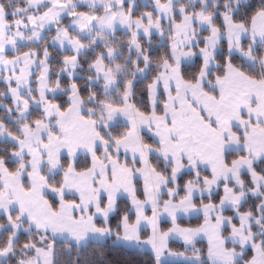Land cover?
Instances as JSON below:
<instances>
[{"label": "snow or ice", "instance_id": "1", "mask_svg": "<svg viewBox=\"0 0 264 264\" xmlns=\"http://www.w3.org/2000/svg\"><path fill=\"white\" fill-rule=\"evenodd\" d=\"M78 2L25 0L27 7H21L20 0H0V79L6 81L15 104V108L0 106L15 127L13 132L0 120V136L12 148L10 152L4 148L0 155V211L7 214V223L0 224V230L8 233L6 239L0 238V264L13 260L15 264H61L54 247L57 237L68 246L65 264H112L105 248L109 239L114 245H148L154 253L153 264H165L167 256L185 255L169 249L172 236L190 246L192 256L185 257L189 264H264V168L257 171L254 167L256 161L264 162V0H259L258 7L243 0H188L187 4L155 0V14L142 13L137 18H133L135 0H83L92 9L89 12H78ZM251 8L255 12L249 23ZM101 9L102 15L98 14ZM63 14L73 17L72 23L57 28L53 43L70 46L75 54L63 57L53 85L47 47L43 59H36V51L20 53L18 41H42L41 31L58 24ZM165 19L167 29L162 24ZM117 25L131 32L127 47L136 54L135 60L124 57L123 64L115 62L119 48L108 39L119 43L114 36ZM153 29L171 40L170 50L155 59L137 39L141 32L151 37ZM84 38L87 44L82 42ZM98 40L104 42L107 52H101L88 66L87 97L75 82L62 89L59 77L65 73L73 76L81 67L78 57L82 50L91 49ZM225 41L226 60L219 51ZM9 48L16 53L12 58ZM234 52L240 53V64L233 63ZM193 57L201 63L187 72L182 66ZM33 64L41 69L38 89L29 86ZM214 68L221 74L213 82ZM149 71L156 75L147 85L152 112L145 115L133 103L134 81L138 73ZM101 81L102 96L91 87ZM161 86L167 99L162 114L157 115ZM37 90L39 99L33 95ZM57 91L68 95L67 107L54 102L55 96L49 99L48 93ZM33 102L42 107L35 120L29 113ZM86 105L92 106L85 110ZM13 112L19 114L14 121ZM121 118L127 121V131L114 134V125L118 127ZM145 125L154 127L155 148L140 135ZM121 150L131 152V163L142 167L121 163ZM232 151L247 155L229 161ZM81 152L91 157V166L85 158L82 170L78 169ZM153 153L163 158L164 171L150 163ZM9 163L16 165L14 170ZM201 165L210 167V178L201 175ZM169 167L170 174H165ZM185 168L194 177L181 189L178 180ZM58 173H62L60 180L55 179ZM242 175L250 179L246 181ZM137 177L143 178L144 199L137 195ZM221 182L219 203L198 208L194 194L207 192L211 199ZM165 189L167 200L162 199ZM49 191L58 197V206L46 199ZM124 193L132 208L121 215L118 199ZM69 194L78 200L66 199ZM251 197L256 198L251 207L242 211ZM148 206L151 216L146 214ZM226 209H233V215H224ZM133 211L135 220L131 219ZM193 211L203 212L204 223L198 228H181L176 223L178 214ZM163 214L173 225L167 231L160 227ZM114 216H119L115 226ZM144 228L151 229L146 238H142ZM21 230L28 233L23 244ZM201 234L209 241L207 259L195 247ZM93 243L96 247L91 256L82 258ZM74 250L77 255L72 259ZM249 252L253 255L246 259Z\"/></svg>", "mask_w": 264, "mask_h": 264}, {"label": "trees", "instance_id": "2", "mask_svg": "<svg viewBox=\"0 0 264 264\" xmlns=\"http://www.w3.org/2000/svg\"><path fill=\"white\" fill-rule=\"evenodd\" d=\"M188 0H181L182 3H186ZM221 3H223V0H220ZM129 3V1H128ZM244 3H251L255 6L258 7L259 5V0H246ZM135 8H134V17H139L143 12L145 11H149V12H154V8L151 4V2H148V4H143L142 1L138 0L135 4ZM20 6L21 7H27V4L25 3V0H20ZM178 7V6H177ZM46 9H42L41 11H44ZM78 12H89L92 11V9H90L89 7L86 6H77L76 9ZM196 10H199V7L197 6ZM189 11H191V9H189ZM221 11H223V9H221ZM243 11V10H242ZM34 12V11H33ZM255 12V8H251L248 10L247 16L249 18V23H250V17L254 14ZM155 13V12H154ZM98 14H103L102 9L99 11ZM177 19H179L178 14H177ZM9 20H11V17L9 16ZM72 20L71 16H68L66 18H64L62 21H60L58 23V26H64V27H68L70 21ZM168 24V22L166 23ZM164 25V23H163ZM56 31L57 28L54 27L53 29L47 30L45 32V37L42 41L40 42H28L24 45H20L19 47V51L20 53L23 52H28L29 50L32 51H36L38 53V57L39 59H43V50L45 47H47L49 53H50V60H49V64H50V81L52 82V84L54 85L55 80L57 79V73L59 72V69L62 67L61 61L63 60V57L65 55H72V52L69 51H61L60 49H58L57 47H55L52 43V38L56 35ZM73 35H75V32H72ZM203 35H207V33H203ZM165 39L164 41L159 40L158 37H153L151 43V47L149 48V41L144 40V39H140L141 45L148 51V53L155 59L156 57L159 56H163L164 53L166 51L170 50V43L171 40L170 38L167 36V34L164 36ZM110 43H112L113 47H117L119 48V54L116 56V63H120L123 64L124 61V57H129L131 56L132 60L136 59V54L134 52L131 51V53L128 51V41L131 39V36L129 34H123V33H118L115 36V41H118L119 43H115L113 41L112 37L108 38ZM83 43L87 44L88 40L87 38H84ZM159 43H163L161 45H159ZM245 47H246V41H244ZM203 46V45H202ZM223 56L225 57V60L227 58V43L226 41L221 45V48L219 50ZM101 52L106 53L107 49L104 46V42L102 40H99L97 42V44L93 45L91 49H88V51L83 54L82 56H80V65L81 67L78 68V70L73 74V76L69 77L67 74H63L59 77L60 82H61V88L62 89H66L68 88L69 84L71 82H75L77 83L78 87L81 89V94L82 96H84L85 98L87 97L88 94V88L90 87V85L88 84V82L86 81V78L91 75V73L88 70V66L90 63H92L96 56H98ZM15 52H9L8 56L10 58H12L13 55H15ZM234 60L233 63L235 64H240L242 62V57L240 56V53L237 52L233 55ZM106 63L108 62L107 60H105ZM201 63V61L197 58L196 62L193 64H185L182 67H184L186 69L187 72H191L195 70V66H198ZM220 63H224V61H220ZM142 66V65H140ZM40 67L39 69L35 72L34 76H33V82L31 84L33 89H37L38 87V78H39V74H40ZM216 74H221V73H216L215 68L213 69V77ZM3 75H5L3 73ZM156 75L155 71H149L147 77L144 80H138L137 82H135L134 84V90H135V96H134V101L138 104L139 109L141 111H143L144 113L149 114L152 110H151V105H150V100H149V96H148V91H147V85L150 84L152 82V78H154V76ZM212 77V78H213ZM129 78H131L130 74H129ZM96 90H99L101 93V96L103 95V85L102 82L97 83L94 86ZM33 95L36 97V99L38 98V93L37 91H34ZM52 99V98H50ZM68 100V95H65L64 92L62 94H60L59 96L55 97L54 102L56 103H61L64 104L65 107H67V105L65 104V102ZM31 110H30V114H31V119L35 120L36 118H38L40 112L42 111L41 108H37L36 105H33V103H31ZM0 106H7V107H14V102L12 100V98L10 97V94L8 92V87H7V83L5 80L0 79ZM92 105H86L85 108L87 107H91ZM160 112H162V106H160L159 109ZM18 113L13 112L12 116H11V120L14 121L17 117H18ZM0 120H3L6 124L7 127H9L10 130H12L13 132H15V127H14V123H10L9 122V118H7L5 116V108L4 107H0ZM115 127V132H125L127 131V127L126 125L123 124H119L118 127ZM144 141L146 143H150L152 145H156V143L150 138L149 135L144 134ZM7 148L9 150V152L12 150L11 148V144L9 142H7L6 140L0 141V155H3V149ZM244 155L243 153H236V152H231L228 156L227 159L229 161L238 158L239 156ZM85 158H87V162H88V166L91 165V160L89 156H81L79 158V164H78V169L83 168L84 166V161ZM164 160L162 158H158V157H152L151 158V164L152 166L156 167L158 171H164ZM8 167L10 168V170H14L16 165L9 163ZM254 167H256L257 171L260 170V168H264V162L259 161L256 162L254 164ZM171 172V168L169 167L167 169V172L165 174H170ZM190 171H186L185 173H183L180 177V179L178 180V183L181 185V189L184 183H186L189 179H192L194 177V174H189ZM201 175L202 176H208L209 178L211 177L210 174L205 171V170H201ZM62 178V173H58L55 176L56 180H60ZM242 178L245 179L246 181L248 179H250V177H248L247 175H242ZM169 187H173V185H169ZM139 191L138 193L142 195V189L138 188ZM184 193L181 190L180 191V196H183ZM223 195V186H221L220 188H218L214 193L211 199H209L208 196H202L199 197L195 200V203L197 206H200L202 204H206V203H219V198L220 196ZM47 199L52 202L55 203L58 206V199L52 195H46ZM169 197L167 196V194L163 195V199L166 200ZM66 199L72 200V199H77L75 197L72 196H67ZM255 197H251L249 202L244 203V205L242 206L241 210L242 211H247L249 210V208L251 207V200H255ZM130 202L128 199L125 198H121L118 202L119 204V208H120V212L121 215L123 214L124 211H126L127 209L130 208ZM234 213L233 209H228L225 210L224 215L226 216H232ZM14 214V213H13ZM119 219V216H114L112 219V225L115 226V223L117 222V220ZM204 222V216H195V217H191V218H182L180 220H178L176 223L178 225L181 226H185V227H191V228H196L199 227L200 225H202V223ZM236 222V221H234ZM7 223V216H1L0 217V224H6ZM173 226L171 221L165 220L163 222H161V228L162 229H166ZM24 227H27V224L24 225ZM230 232V229H228V232H225V235H227ZM8 233L3 232V230H1L0 232V238L2 239H6L7 238ZM20 236V242L21 244H23L26 239L28 238V233H25L21 230V232L19 233ZM36 240H39V236H36ZM171 248L177 251H185L186 252V246L184 243L182 242H176V241H172L170 243ZM54 247L57 250V259L61 262V264H65V262L69 259L68 255L66 254V249H67V244L64 243V241H59L57 240L56 244L54 245ZM96 247V245L93 243L92 245H90L82 254V258L83 257H90L91 256V252H92V248ZM195 247L199 250H201L202 253V257L204 259H207V251H208V243L205 240H198L195 242ZM228 247H232V245L229 243ZM105 248L106 251L108 253V258L109 260L112 262V264H153V260H154V254L151 251H140V250H135V249H128L124 246L121 245H114L111 241V239L107 240L105 242ZM187 251L190 252V250L188 249ZM237 251H239V247L237 246ZM77 253L76 251H72L71 253V257L72 259H75ZM253 255V253L249 252L246 259H250L251 256ZM11 264H15V261L13 260L11 262ZM165 264H186V263H165ZM208 264L209 261H208Z\"/></svg>", "mask_w": 264, "mask_h": 264}, {"label": "crops", "instance_id": "3", "mask_svg": "<svg viewBox=\"0 0 264 264\" xmlns=\"http://www.w3.org/2000/svg\"><path fill=\"white\" fill-rule=\"evenodd\" d=\"M147 2H151V4H152V6H153V8H154V10H155V0H146ZM162 2H163V0H162ZM188 2V1H187ZM187 2L185 3V4H187ZM243 2H245V0H243ZM129 3H131V2H129ZM78 6L79 5H82V6H86V7H89V5H88V3H85V2H83V0H79V2H78V4H77ZM99 6V5H98ZM32 11H35V9H32ZM149 12V11H148ZM155 12V11H154ZM147 13V12H146ZM155 14V13H154ZM102 15V14H101ZM66 17H68V15L67 14H63L62 15V18H61V20L60 21H62L64 18H66ZM133 18H135L134 16H133ZM137 18V17H136ZM72 20H73V17H72ZM72 20L70 21V23H69V25L72 23ZM164 22H168L166 19L165 20H163L162 21V24L164 23ZM68 25V26H69ZM54 27H56V28H64V26H58V24H51V25H47L46 27H45V29L44 30H42L41 31V36H42V38L44 39V37H45V32L47 31V30H50V29H53ZM69 31L70 32H74L71 28L69 29ZM118 33H123V34H129L130 36H131V32L128 30V29H126V28H124V26H122V25H117V28H116V31H115V34H114V36H116V34H118ZM154 36H158V37H160V38H162L160 35H159V33L158 32H156V30L155 29H153V32H152V35H151V37H148V36H144L143 35V33L141 32L140 33V35L137 37V39L139 40V42H140V39H144V40H147V41H150L151 40V38L152 37H154ZM99 41V40H98ZM130 41V40H129ZM28 42H33V41H27V40H23V41H18V46H20V45H24V44H26V43H28ZM36 42H40V41H35V43ZM52 43H53V39H52ZM141 43V42H140ZM171 44V43H170ZM53 45L55 46V47H57L58 49H60L61 51H69V52H72V55L73 54H75L74 53V51L70 48V46H65V47H63V48H61V46L59 45V43H53ZM201 47H202V45H200ZM88 51V49H84V50H82V52H81V55L80 56H82L83 54H85L86 52ZM9 52H13L12 51V49L11 48H9ZM8 52V53H9ZM132 52H134L135 53V49L133 48L132 49ZM235 53H237V52H234L233 53V55L235 54ZM119 54V53H118ZM117 54V55H118ZM10 58V57H9ZM36 59H39V57L37 56V58ZM78 60H80V57H78ZM196 60H197V58L196 57H193L191 60H186L185 62H184V65L185 64H193V63H195L196 62ZM79 63H80V61H79ZM105 63H106V61H105ZM48 67H49V78H50V65H49V61H48ZM38 68H39V65L38 64H33L32 65V67H31V71H32V76L29 78L30 79V81H31V83H30V87H32L31 86V84H32V80H33V76H34V73L38 70ZM78 70V68L75 70V72ZM74 72V73H75ZM4 74H5V76H7L8 75V72H4ZM66 74V73H65ZM147 74H148V72L146 73V74H137V78H136V80L134 81V84H135V82L136 81H138V80H142L143 78H145L146 76H147ZM213 79V82H214V77L212 78ZM102 82V81H101ZM103 85V84H102ZM12 86L14 87L15 86V82L13 81V84H12ZM39 86V85H38ZM38 89V88H37ZM205 90L207 91L208 90V88H207V86L205 87ZM38 91V90H37ZM39 93V92H38ZM160 101H161V103L157 106V109H156V111H157V115H161L162 114V112H160L159 111V109H160V106H162V109H163V101L164 100H166L167 99V96H166V94H163V88H162V86H161V89H160ZM10 94V93H9ZM52 94H55V93H51V92H49L48 93V97L50 98V95H52ZM173 95H175V93L173 92ZM10 97L12 98V96H11V94H10ZM133 103H135L136 105H137V107L139 108V106H138V104L134 101V98H133ZM33 104H35L34 102H33ZM150 105H151V110H152V104H151V102H150ZM30 107H31V103H30ZM41 109H42V107H41ZM85 110H86V108H85ZM141 111V110H140ZM143 112V111H142ZM152 112V111H151ZM151 112L149 113V114H147V113H145V115H150L151 114ZM120 124H123V125H127V121H125L123 118H121V120H120ZM115 126V125H114ZM241 132H242V129H241ZM144 134H147V135H149L150 136V138L156 143V145L154 146V145H152V144H150V143H146L145 141H144ZM237 134H240V133H237ZM140 135H141V137L143 138V141L146 143V144H149V145H152L154 148L155 147H157V140H158V138L154 135V127L152 128V129H150V128H148V126L147 125H145L141 130H140ZM3 140H5V138L4 137H2V136H0V141H3ZM232 152H236V153H243L244 155H247V153L245 152V151H232ZM81 156H87V154H85V153H83V152H81L80 154H79V157H78V160H79V158L81 157ZM158 157V154L157 153H153L150 157H149V160H150V163H151V158L152 157ZM90 157V156H89ZM240 157V156H239ZM238 157V158H239ZM120 162L121 163H124L125 161H127L128 163H129V166L130 167H142V165L141 164H139V163H137V164H135V165H133L132 163H131V161H132V154H131V152H129V153H127V154H125L124 152H123V150H121V153H120ZM159 158H162V157H159ZM238 158H236V159H238ZM163 159V158H162ZM90 160H91V157H90ZM256 162H259V161H256ZM255 162V163H256ZM254 163V164H255ZM91 166V165H90ZM201 170H205V171H207L209 174H210V176H211V169H210V167H206V166H204V165H201ZM47 170L45 169V172H46ZM186 171H191L190 169H188V168H185V169H183L182 170V172L180 173V176L183 174V173H185ZM143 183V178L142 177H137V179L134 181V184H135V186H136V184H142ZM221 186H223V182H221V184H220V186H219V188L221 187ZM229 186H231V185H229ZM138 189V188H137ZM217 189H214V192L216 191ZM213 192V193H214ZM139 194V193H138ZM164 194H166V189H165V191H164V193L162 194V199H163V195ZM47 195H52V196H54V197H56L57 199H58V197L54 194V193H52V192H48L47 193ZM141 195V194H140ZM67 196H72V197H75V198H77V200H78V196H74V195H71V194H69V195H67ZM66 196V197H67ZM142 197H143V190H142V195H141ZM202 196H208V193L207 192H205V193H203V194H201L200 192H196L195 194H194V197H193V201H194V203H195V200L197 199V198H199V197H202ZM121 198H125V199H128L129 201H131L130 200V198L127 196V194L126 193H124V194H122L120 197H119V199H118V202H119V200L121 199ZM170 198V197H169ZM168 198V199H169ZM46 199H47V197H46ZM167 200V199H166ZM50 202V201H49ZM196 204V203H195ZM198 208H200V207H202V205H200V206H197ZM94 210V209H93ZM226 210H228V209H226ZM1 216H7V214L6 213H3L2 211H0V217ZM195 216H203V212L202 211H200V212H195V211H193V212H190V213H180V214H178V216H177V221L178 220H180V219H182V218H191V217H195ZM165 220H168V221H171V218L170 217H168L166 214H163V215H161V221H160V224H161V222H163V221H165ZM176 221V222H177ZM204 223V222H203ZM202 223V224H203ZM181 228H191V227H185V226H181V225H179ZM201 226V225H200ZM199 226V227H200ZM196 228H198V227H196ZM225 234V233H224ZM228 235V234H227ZM57 238H59V237H57ZM60 240H62L61 238H59ZM198 240H205L207 243H208V247H209V241H208V237L206 236V235H204V234H201L200 236H198L197 238H196V240H195V242L196 241H198ZM209 263L211 264V262L209 261Z\"/></svg>", "mask_w": 264, "mask_h": 264}, {"label": "rangeland", "instance_id": "4", "mask_svg": "<svg viewBox=\"0 0 264 264\" xmlns=\"http://www.w3.org/2000/svg\"><path fill=\"white\" fill-rule=\"evenodd\" d=\"M129 2H131V0H128ZM138 0H135V4H136V2H137ZM140 1H142V3L143 4H148V2L146 1V0H140ZM246 1V0H245ZM78 6V5H77ZM79 6H82V5H79ZM146 12H148V11H145V12H143V13H146ZM167 22H164V25H163V27L165 28V29H167L168 28V24H166ZM155 37H158V36H155ZM153 38V37H152ZM152 38H151V40L149 41V42H151L152 41ZM159 38V40H161V41H164V39H165V37H162V38H160V37H158ZM161 44H163V43H161ZM160 43H159V45H161ZM49 60H50V58H49ZM50 65V64H49ZM141 67H143V64L141 63ZM39 69V68H38ZM35 74V73H34ZM148 75V74H147ZM147 77V76H146ZM145 77V78H146ZM145 78H143L142 80H144ZM141 81V80H140ZM32 82H33V80H32ZM37 82H38V80H37ZM137 82V81H136ZM38 88V87H37ZM37 93H38V91H37ZM63 93V91H57L55 94H52V95H50V98H53V96H55V97H57V96H59L60 94H62ZM49 98V99H50ZM37 99H39V93H38V98ZM32 105V104H31ZM33 105H36V104H33ZM14 107H15V104H14ZM30 110H31V107L29 108V113H30ZM102 154V153H101ZM136 187L137 188H141L142 190H143V183L140 185V184H136ZM137 195H138V198H140V199H144V196L142 197L140 194H138V192H137ZM130 208H132V204H131V202H130ZM146 214L148 215V216H151V207L150 206H148V208H147V210H146ZM131 219L132 220H135V213H134V211H133V213L131 214ZM160 221H161V217H160ZM160 227H161V224H160ZM172 227V226H171ZM171 227H169V228H166V229H162L161 228V230L162 231H167L168 229H170ZM0 232H1V230H0ZM151 234V229L150 228H144L143 229V237L142 238H146L147 237V235H150ZM57 240H59V241H63V240H60L59 238H57ZM111 241H112V239H111ZM172 241H176V242H182V243H184V241H183V239L182 238H180V237H177V236H172V237H170L169 238V240H168V247H169V249L172 251V252H179V253H185V255L184 256H167V257H165L164 259H165V263H171V262H174V263H186V264H189V261L188 260H186V258L185 257H191L192 256V252H191V250H190V246H186V248H188L189 250H190V252L189 251H177V250H174V249H172L171 248V245H170V243L172 242ZM113 243V242H112ZM185 244V243H184ZM119 245H121V246H124V247H126V248H128V249H135V250H140V251H151L152 253H153V251H152V249H151V247L150 246H148V245H145V246H142V247H133V246H130V245H127V244H124V243H121V244H119ZM154 254V253H153Z\"/></svg>", "mask_w": 264, "mask_h": 264}]
</instances>
